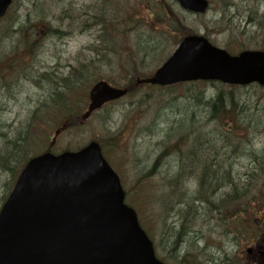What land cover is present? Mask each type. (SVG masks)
I'll return each mask as SVG.
<instances>
[{"label":"trees","instance_id":"16d2710c","mask_svg":"<svg viewBox=\"0 0 264 264\" xmlns=\"http://www.w3.org/2000/svg\"><path fill=\"white\" fill-rule=\"evenodd\" d=\"M110 1H104L107 5L108 17L100 24L102 30L105 28L106 33L104 34L103 31L100 34L102 39L98 46L90 47L94 55L93 61L96 62H92L91 70L85 64L74 68L67 79H59L58 86L55 88H53L52 80L48 82L50 89L57 93V99L45 100L39 104L29 113V118L23 125L21 124L20 128H14L13 124L3 120L1 114L3 108L0 109V170L9 172L13 181L22 168L19 165L26 164L37 147L46 142L49 133L58 128H62L60 137L69 136L66 150H79L83 147L78 133L83 128L81 115L86 108L87 100H82L79 96L80 86L107 80L113 85H123L128 88L126 100H157L156 104H160L159 100H165L167 97L163 91L188 87L181 85L164 89L137 83L138 80L150 77L154 69L170 57L185 36L194 34V30L186 26V22L174 8L175 2L167 0ZM220 1L224 9L220 19L215 21L214 27L217 29L216 33L226 34L228 42L225 48L232 53L247 48L264 51V11L260 12V8L264 6V0H246V5L251 7L247 10L248 29L233 25L232 20L227 18L226 9H235L236 4L230 0ZM215 3L217 4L215 0H212V4ZM147 4L151 6L148 7ZM12 23L11 17L9 26ZM17 24L18 20L14 22L10 30L9 27L5 29L8 40L18 36V42H22L24 38L25 42L24 45L21 44L23 45L21 51H30L31 41L24 37ZM15 27H17L16 31H14ZM93 27H96L95 23ZM253 29H255L254 32ZM210 35L207 30L206 36ZM144 36L147 38L144 39ZM245 36L248 41L244 40ZM11 42L9 47L15 50L18 46L15 44L16 40ZM2 48L3 45H0V50ZM5 56L3 48L0 58ZM97 64L102 65L101 67L106 66L109 74H100L98 66H95ZM115 72H118L117 78L113 75ZM122 79L125 80V84L121 82ZM211 84L215 88L212 97L202 98L203 91L199 90L197 95L199 97L195 98L198 105L204 107L201 111V119L198 121L194 117L190 118L188 117L190 113L184 111L180 116L182 118L176 120L172 127L159 133L161 138L159 137L160 140L157 141L156 146H160L158 148L160 152L154 162L150 157L146 159L149 165L153 164L150 167H143L140 179L129 193V199L135 202L138 201L135 199L138 195L134 192L136 187L144 194L143 205L151 204L157 208L159 214L155 213V210L153 214L157 217L156 221L160 226H166L169 218L174 219V223L180 226L178 230L171 232L172 247L168 250L170 253L184 244L185 240H189L187 232L196 227L195 225H199L201 207L204 206V209L213 214V217L222 219L225 216L226 220L239 216L241 210L248 208L239 204L241 203L239 195L235 198H232L230 193L222 198H218V195L223 190L231 188L233 183L231 162L239 154L252 149L253 141L250 136L252 132L254 136L260 130V126L243 117L248 110L245 106L242 109L239 108V102L235 97L236 87H230L229 91H225L221 86H216V83ZM197 86L199 85H193V87ZM153 90L158 93L154 95L151 92ZM187 92L190 91L187 90ZM157 117L159 114L154 111V114L143 117L136 125L151 133L148 129L150 126L154 127ZM105 121H107L106 117L102 118L100 123ZM145 123L150 125L147 127ZM97 137L100 138L104 148L105 138ZM106 140L108 143L113 141L110 137ZM170 156L175 158L174 169L177 170L175 173L164 165ZM164 168L167 171L163 173ZM156 179H158L157 182ZM154 198H157L159 203H154L152 200ZM231 214L232 216L228 218ZM189 255L191 257V253Z\"/></svg>","mask_w":264,"mask_h":264},{"label":"water","instance_id":"95a60500","mask_svg":"<svg viewBox=\"0 0 264 264\" xmlns=\"http://www.w3.org/2000/svg\"><path fill=\"white\" fill-rule=\"evenodd\" d=\"M12 1L0 0V19ZM177 2L196 14L209 8L207 0ZM200 80L264 87V52L231 56L203 36H189L142 83L168 87ZM127 93L105 81L97 83L83 121ZM0 264L163 263L137 213L125 204L118 175L92 142L79 152H47L27 164L0 212Z\"/></svg>","mask_w":264,"mask_h":264},{"label":"rangeland","instance_id":"374dc122","mask_svg":"<svg viewBox=\"0 0 264 264\" xmlns=\"http://www.w3.org/2000/svg\"><path fill=\"white\" fill-rule=\"evenodd\" d=\"M47 1L48 0H43L45 3ZM77 1L79 0H49L48 2L50 6L47 7L48 9L45 11L43 8L45 4L37 3V0H17L11 9L12 11L9 18L0 23V45H3L5 54L17 53L23 50L25 42L24 39L22 42H18V36L14 39L8 40L4 27L9 24L11 17L13 23L18 20L17 26L21 32L26 30L27 26L31 28L32 25L33 33L37 38L38 36L42 38L43 33H48L45 40L37 47L38 56L33 59L34 65L31 67L29 74L27 69V74H24V77L27 75L29 76V83L24 84L23 81L19 82L20 84H23L21 90L24 93V97L35 100H0V109L3 108V112L1 113L3 120L7 121L9 124H13L14 128H20L21 124L23 125V123L29 118V113L39 104L48 100L51 93H53L51 89L47 91L48 93H44L45 91L38 88V80L40 77L46 74L47 76L54 75L53 78L50 77L47 79L49 81L56 80L55 86L57 87L60 81L59 79H67L70 75V68H78L85 64L89 67V70H91L92 62L96 63L93 61L94 57L88 49L98 34L96 31L88 30L83 32L82 30H84V28H78L74 31L75 35H71L73 29L71 28L66 32L68 37H65L64 35H62L64 36L62 37L56 32V30L59 29V25L54 18V15L60 14L62 10L68 9V5L71 6ZM81 1L85 4H89V1L91 0ZM135 1L136 0H131V2ZM167 1L171 2L170 0ZM230 1L235 3L236 7L231 10L225 8L227 18L232 20L233 25L242 29H248L249 13L247 10L248 8L251 9V7L246 5V0ZM215 2H217V4L215 3L212 5V8L204 19L189 14L177 6L175 9L179 11V16L186 22L188 28L194 30L197 34L202 35H205L208 30L211 34L210 39L213 44L219 48L226 49L225 46L228 42L226 34L216 33L217 29L214 27L216 25L215 21H218L221 17L220 14L224 9V6L220 0H215ZM147 5L148 7L151 6L150 4ZM30 11L32 14H30ZM263 11L264 6L260 8V12L262 13ZM18 16H23L24 18H22V20L24 22L28 21V25H22ZM16 29L17 28H15V30ZM252 31L254 32L255 29ZM143 38L146 39L147 36H144ZM15 40V44L18 46L12 51V48H10L9 45H11V41ZM244 40L248 41L246 36L244 37ZM2 49L0 50V53ZM253 50L255 49L253 48ZM51 55H53L51 60L52 63L57 65V68L52 73H50L51 71H44V67L46 66V68H48L49 66L45 61ZM95 66H98L100 74H109L106 66L101 67L102 65L99 64ZM113 75L117 78L118 72L113 73ZM31 78L33 82L30 81ZM121 82L125 84L124 79H122ZM217 84L218 85L216 86L221 85L219 83ZM84 86L85 85L80 86V89ZM221 88L225 91L230 90L229 87L223 85H221ZM187 90L190 92H187ZM199 90L203 91L202 98L209 99L213 96L215 88L209 83L204 85L201 84L197 87L189 86L187 88H177L172 91L165 90L163 91V94L167 95V97L165 100H159V102H161L160 104L155 103L157 100H124L118 102L117 104L107 107L99 114V116L93 117L92 120L81 129L79 140L84 141L85 144H87L92 140L91 138H95V136H103L105 138V146L110 150L109 152L106 151L108 161L122 178V183L123 180H125L123 185L125 190L127 191V189H129L131 192L137 180L141 177L140 173H142L143 167H150L152 164L149 165V162H146V159L150 157L152 162H154L160 152L158 149L160 146H156L157 141L161 138L159 133L172 127L176 120L182 118L180 116L184 111L190 113L188 116L190 118L194 117L198 121L201 119V111L204 107L199 106L195 101V98L199 97L197 96ZM151 92H153L154 95L158 93L155 90ZM38 93H44V98L42 100H40L41 96H37ZM87 94L88 91L87 93L83 91L79 96L84 98V100H87ZM235 97L239 102V108L242 109L243 106H245V109L248 110L247 114L243 117L254 121V124H259L260 130L257 131L254 136L252 135V132L250 136V139L253 141L251 142L252 149L248 150L246 153L239 154L232 160L233 182L234 184H238L241 181H246L252 178L264 180V91L257 85H253L237 89L235 91ZM154 111L158 112L159 117H157V122L154 127L150 126L148 129L151 133L143 130L138 134L134 129L135 124H139L141 122L140 119L143 117H149L151 114H154ZM104 117L107 118V121L100 124L98 121ZM145 124L147 127L150 125L149 123ZM51 135L52 133L49 135V138H51ZM68 137L69 136L66 135L64 139L59 142L58 149H66ZM108 137H114V139H116V144L113 145V143H108L106 140ZM49 138L46 142L42 143V148H44L45 144L47 148V145L50 142ZM214 148L216 149V146H214ZM174 160V156H170L166 159L164 164L167 169L169 168L168 170H172V173L177 171L176 168L174 169ZM166 171L167 170L164 168L163 173ZM12 186L13 180L11 174L0 170V207L5 200V195L7 194L8 189H11ZM259 188L260 186L252 187L247 194L251 196L258 191ZM134 192L138 193L135 197L138 201L131 202L135 205H133V207L138 209L140 213L141 225L146 231H149L148 233L152 240L157 244V255L162 260H165V258H167V253H170L168 252L169 248L172 247L170 241L172 236L171 232L178 230L180 226L174 223V219L169 218L166 226H160L158 228L155 224V216L153 214L154 211L152 210V206L148 205L145 207L143 205L145 196L137 187ZM230 192V189L227 188L218 195V198H222ZM154 203H159L157 202V198H154ZM204 208L205 207L203 206L199 209V214H201L199 225L197 226L195 223L194 225L196 227L191 228V231L189 230L187 232L189 240H185L184 244H181L179 248L173 251L170 255V258L175 260L172 264H178L182 258H187L193 264H210V261L214 258H220L223 262L228 256L235 259H240L239 257L243 256L240 252L241 247L239 241L233 243L232 238L230 237L228 239H220L217 237V235H219V230L216 218ZM227 229H229V226H227ZM253 236H256L255 231H251L250 235H246V239L243 240L242 243L245 244V241H247L250 244ZM218 241L220 245L221 242H223V250L227 254V257H225L223 253L218 252ZM190 253L191 257L189 255ZM236 262L240 263L239 260H236ZM230 264L235 263L232 261Z\"/></svg>","mask_w":264,"mask_h":264},{"label":"flooded vegetation","instance_id":"af4514ba","mask_svg":"<svg viewBox=\"0 0 264 264\" xmlns=\"http://www.w3.org/2000/svg\"><path fill=\"white\" fill-rule=\"evenodd\" d=\"M72 35H75L74 32H72ZM43 36L46 37L48 36V33H43ZM52 58L53 55H51L45 62L49 65L48 68L46 66L44 67V71H51L52 73L56 68L57 65L52 63ZM59 66V65H58ZM54 77V75H44L41 78L44 79L42 80V83L38 82V88L41 89L42 91H45L44 93H48L49 87L47 85L48 82H50L47 78ZM24 78V76H21V80ZM11 80V75L9 73H2L0 72V100H35V99H28L24 97V93L22 92L21 88L23 87L20 83L12 89V86H8V82ZM53 88H55V82H53ZM52 88V89H53ZM53 93H51L50 97L48 100H56V92L52 90ZM244 180V179H242ZM252 179L246 180V181H241L236 186L233 187V191L238 190L239 188L241 190H245L248 188L247 185L251 184ZM235 195V193H232ZM253 212L257 214L258 216L255 218H251L249 220L251 226H255L258 223H262L259 226L262 228L264 227V209L263 208H256L253 209ZM256 234V233H255ZM235 241V240H233ZM238 241L240 239L238 238ZM251 249V252L248 251ZM247 251V253H246ZM242 253V257H239L240 259H235V258H225V261H221L220 258H214L210 261V264H230L232 261L236 262V260L241 261V264H264V230L261 231L260 234H256V236H253L250 244H246L243 249L240 250ZM239 252V253H240ZM185 259V258H182ZM187 260V259H186ZM184 264H187L184 262ZM237 264V263H236Z\"/></svg>","mask_w":264,"mask_h":264},{"label":"bare ground","instance_id":"6f19581e","mask_svg":"<svg viewBox=\"0 0 264 264\" xmlns=\"http://www.w3.org/2000/svg\"><path fill=\"white\" fill-rule=\"evenodd\" d=\"M48 1L45 3V2H43V0H37V3L45 4L43 8L45 11H47V9H48L47 7L50 6ZM104 1L105 0H91V1H89V4H85L83 1L79 0V1L75 2L74 4L71 3L72 4L71 6L68 5L67 6L68 9L62 10L61 13L58 15H54V18L56 19V21L59 25V29H60L59 31H57V33H59L60 36L64 35L65 37H68L66 32L69 29L73 28L72 32H74L75 29H78V28L82 29V28L89 26L90 31H96V33H98L91 45L98 46V44L101 43L100 39H102L100 34H102L103 31L105 34L106 31H105V28H103V30H102V26H100V24L102 22L97 21L95 18H97L98 16L102 17L105 15L107 5ZM107 2H111V1L107 0ZM30 14H32L31 11H30ZM18 18L22 19L24 17L18 16ZM94 23L96 24V27L92 28V25H94ZM71 35H72V33H71ZM64 36H62V37H64ZM88 49L93 55L92 49L90 47H88ZM93 57H94V55H93ZM1 59L4 60V58H0V60ZM42 80H44V79H42L40 77L38 82L42 83ZM21 81H23L24 84L29 83V76L28 75L25 76ZM30 81H32V78ZM52 81L56 82V80H52ZM21 85H23V84H21ZM37 96H41L40 100H42L44 98V93H38ZM238 190L241 191L240 188ZM230 191L232 192V190H230ZM232 214L229 215L228 218H230V216H232ZM221 220L224 222L227 221L225 216H223Z\"/></svg>","mask_w":264,"mask_h":264}]
</instances>
